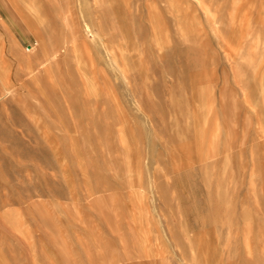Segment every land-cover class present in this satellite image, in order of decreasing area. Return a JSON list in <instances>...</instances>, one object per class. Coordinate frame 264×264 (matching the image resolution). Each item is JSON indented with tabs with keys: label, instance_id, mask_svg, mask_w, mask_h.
<instances>
[{
	"label": "rangeland",
	"instance_id": "rangeland-1",
	"mask_svg": "<svg viewBox=\"0 0 264 264\" xmlns=\"http://www.w3.org/2000/svg\"><path fill=\"white\" fill-rule=\"evenodd\" d=\"M0 264H264V0H0Z\"/></svg>",
	"mask_w": 264,
	"mask_h": 264
},
{
	"label": "bare ground",
	"instance_id": "bare-ground-1",
	"mask_svg": "<svg viewBox=\"0 0 264 264\" xmlns=\"http://www.w3.org/2000/svg\"><path fill=\"white\" fill-rule=\"evenodd\" d=\"M57 52H58V49L57 48H54L53 50H52V52H51V57H56V55H57ZM60 54H58V56H59ZM53 59V58H52Z\"/></svg>",
	"mask_w": 264,
	"mask_h": 264
}]
</instances>
